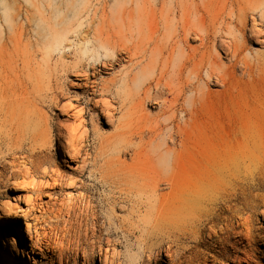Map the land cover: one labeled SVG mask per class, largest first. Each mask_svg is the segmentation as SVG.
I'll return each mask as SVG.
<instances>
[{"label":"bare ground","instance_id":"obj_1","mask_svg":"<svg viewBox=\"0 0 264 264\" xmlns=\"http://www.w3.org/2000/svg\"><path fill=\"white\" fill-rule=\"evenodd\" d=\"M23 1L32 11L0 1V264H264V29L245 11L256 0H140L137 12ZM62 79L75 96L53 91ZM186 94L189 130L170 128L151 182L90 151L87 113L128 134L115 104L138 100L171 124ZM43 110L58 160L41 150Z\"/></svg>","mask_w":264,"mask_h":264},{"label":"rangeland","instance_id":"obj_2","mask_svg":"<svg viewBox=\"0 0 264 264\" xmlns=\"http://www.w3.org/2000/svg\"><path fill=\"white\" fill-rule=\"evenodd\" d=\"M1 1V0H0ZM91 1V9H97L100 10L102 0H90ZM193 5L201 3L199 0H192ZM192 1H188L191 3ZM218 3L221 0H204ZM238 1V0H237ZM258 3H257V2ZM253 1V3H250V6L247 7L246 5L248 4H243L246 3L245 1L242 4V7L245 5L244 9L246 7L245 11L247 10L248 16H253L257 18V23H259V27L264 29V3H261L259 0ZM256 4H255V3ZM111 5L112 3L109 2ZM262 4V5H261ZM253 5V6H252ZM16 6H19L24 9H28L32 11L31 5L25 3L23 0H20V3L18 2ZM159 8L161 5L156 2L155 0H148L147 8ZM252 6V7H251ZM255 6V7H254ZM126 7L128 9H133L134 12L139 11L140 9L143 8V3L140 0H130L126 4ZM258 7V8H257ZM255 8L258 10L256 11ZM254 9V10H253ZM253 11V12H252ZM254 11L256 13H254ZM258 13V14H257ZM261 16L259 18V16ZM263 17V18H262ZM262 18V19H261ZM260 19V21H259ZM262 22V24H260ZM22 21L17 22V24H21ZM190 46H193L192 43H189ZM254 46L250 45V43L247 44L246 50L243 53V55L246 56L245 53L249 54L253 49ZM256 48V47H255ZM249 50V51H248ZM264 50V49H263ZM263 50H258V51H263ZM67 62H72L70 59L67 60ZM119 73L117 70H115V73L112 76H118ZM106 77V76H105ZM66 78V77H65ZM48 79L44 78V81L47 82ZM68 80V77H67ZM70 80V77H69ZM63 79L61 81H57L56 83L53 82L52 88L53 91L58 93L60 96H62L64 99H67L68 97H73L75 94L73 91H69L67 85L64 86L62 85ZM138 91L134 90L132 91V96H137L136 93ZM185 96H188V94L184 95L182 99L179 101V104L177 106V111L175 112L174 116V121L169 124V121L164 119L163 117H157V110H154L150 105H144L141 106L138 103V100L131 99L130 103L127 104L126 107L119 108V104H115L117 108V113H116V120H121L123 124L128 128L130 133H119L116 125L117 122L114 126L108 127L102 122H99V124L94 127L91 120L90 116L87 113L85 115V119L87 121V129L89 131V144H90V151H93L92 147L95 149L99 148V145H101L107 152H106V157L100 164H103L106 162L107 167H112L115 170H125V171H133L137 172L143 169L145 171V181L146 182H151L154 178H156L158 172L160 173L162 171L160 167V145L162 143V140L169 135L170 128L180 129V130H186L188 132L189 126L187 123L183 122L179 118V111H180V106L184 104L183 98ZM85 100H82L83 106ZM44 113H46L48 120L50 121V131H52V135L46 139V143L42 146L41 150L46 153L49 157L52 158H57L58 160V154L54 151H50L53 147L56 148V136H55V127H56V121H55V111H47L43 110ZM126 112V113H125ZM125 116H124V115ZM131 134V135H130ZM93 138H97L96 140H93ZM178 152V147L175 148ZM88 174V173H87ZM86 174V176H87ZM86 184L88 186L89 192L93 195L94 199L98 201L99 194L102 193V189L99 187H93V183L91 181H86ZM100 211V208L99 210ZM261 210L259 209L257 211L260 212ZM245 213V212H244ZM244 217L249 216V213H246L243 215ZM254 222L257 224L261 223L259 226H264V218L262 215L256 216ZM23 221L21 220V224ZM256 225H253L252 229L253 233L256 231L255 227ZM258 227V228H259ZM132 240L131 242H133ZM264 243V241H262ZM121 252L124 254L125 248L122 247L120 248ZM38 261H42L40 257L37 256ZM43 262V261H42Z\"/></svg>","mask_w":264,"mask_h":264}]
</instances>
